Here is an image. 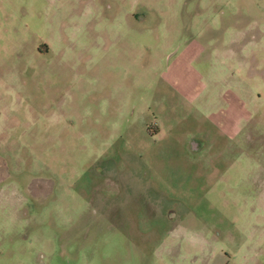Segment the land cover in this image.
Instances as JSON below:
<instances>
[{"label": "rangeland", "instance_id": "obj_1", "mask_svg": "<svg viewBox=\"0 0 264 264\" xmlns=\"http://www.w3.org/2000/svg\"><path fill=\"white\" fill-rule=\"evenodd\" d=\"M0 264H264V0H0Z\"/></svg>", "mask_w": 264, "mask_h": 264}]
</instances>
